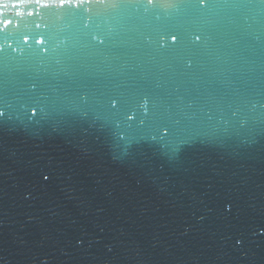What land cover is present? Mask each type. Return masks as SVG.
Segmentation results:
<instances>
[{
	"label": "water",
	"instance_id": "obj_1",
	"mask_svg": "<svg viewBox=\"0 0 264 264\" xmlns=\"http://www.w3.org/2000/svg\"><path fill=\"white\" fill-rule=\"evenodd\" d=\"M12 2L0 7L13 20L0 40V104L10 117L0 129V264H264V5L159 0L145 14L126 0L90 23L106 41L97 49L77 9L32 4L40 15L18 17ZM240 14L253 19L237 22ZM41 34L44 45L33 39ZM189 59L185 78L177 69ZM45 67L48 91L69 101L80 89L158 83L190 144L170 157L148 130L126 146L94 117L54 111L48 123L30 121L27 78ZM245 89L256 92L252 133L238 122L249 111Z\"/></svg>",
	"mask_w": 264,
	"mask_h": 264
},
{
	"label": "snow or ice",
	"instance_id": "obj_2",
	"mask_svg": "<svg viewBox=\"0 0 264 264\" xmlns=\"http://www.w3.org/2000/svg\"><path fill=\"white\" fill-rule=\"evenodd\" d=\"M230 0H224L228 4ZM231 2L240 8H251L257 4V0H231ZM260 5H264V0H258ZM206 0H199L198 7H203ZM39 5V8L49 9L58 4L59 9H66L79 19L80 26L85 30L90 46L100 49L105 45L106 41L98 33L90 30L89 25L95 23L96 18H101L105 15L116 13L121 8L126 6V0H13L12 7L17 8L16 16L23 17L25 13L28 16L40 15L39 8L33 9L30 5ZM134 6L143 8L144 13H154L156 7L159 6V0H135ZM151 6V7H150ZM169 6L178 7V4L170 2ZM0 7H8L7 3L0 0ZM155 19L159 20V16ZM253 16L248 14H240L237 17V22L242 20L248 24ZM255 22V21H254ZM13 25V20L6 17L3 11H0V40L10 38L7 29ZM36 28L40 27L37 23ZM251 27V25H249ZM170 40L174 45L178 39L176 34H170ZM29 37H23L24 43H28ZM36 44L44 45L46 34H41L39 37H33ZM146 37V41H147ZM193 47L199 48L196 42L201 41L202 37L199 33H193ZM9 48L11 45H7ZM59 47V45H57ZM164 47L163 44L160 45ZM3 51V47H0ZM39 52H48V47L36 49ZM55 51V49H53ZM195 54V53H194ZM99 57L102 62L107 60L103 51L99 52ZM55 64L60 65L61 61L57 59ZM47 67L41 68L40 72L32 77H28L29 88L28 92L33 103L29 106L28 112L31 116L28 119L37 124L50 122L54 111H63L70 117L79 120H88L94 117L92 125H99L100 131L113 138L117 143L122 145H130L132 140L142 135L145 130L150 132V139L157 143L162 149H170V157L174 156L181 150L182 146L189 145V132L180 119L172 116L170 111L171 100L159 91L160 85H153L150 82H143L129 90H104L94 91L92 89H80L76 92L75 98L71 101L67 97L61 98L58 95H53L49 88V74L46 71ZM193 62L186 60L183 65L177 69L180 76L189 78L193 75ZM122 86H117L120 89ZM47 93V94H46ZM255 91L253 89H245L240 97L241 104L248 106V115L239 119V127L246 129L250 133L254 132L252 124L255 119L257 103L254 100ZM191 107V105H188ZM39 113V115H38ZM233 117H240L239 108L233 111ZM10 117L8 110L3 104H0V129L8 127ZM207 140L211 141L216 135L215 129H210L205 134ZM43 180L47 181L49 176L42 174ZM259 235L264 236V231H259ZM242 241L237 240L236 245L240 246Z\"/></svg>",
	"mask_w": 264,
	"mask_h": 264
},
{
	"label": "clouds",
	"instance_id": "obj_3",
	"mask_svg": "<svg viewBox=\"0 0 264 264\" xmlns=\"http://www.w3.org/2000/svg\"><path fill=\"white\" fill-rule=\"evenodd\" d=\"M41 264H48V261L45 259V260L41 261Z\"/></svg>",
	"mask_w": 264,
	"mask_h": 264
}]
</instances>
